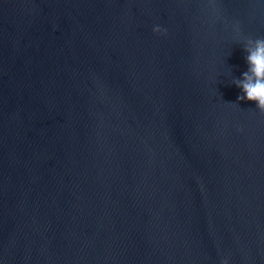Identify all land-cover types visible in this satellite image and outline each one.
I'll list each match as a JSON object with an SVG mask.
<instances>
[{
	"label": "water",
	"instance_id": "95a60500",
	"mask_svg": "<svg viewBox=\"0 0 264 264\" xmlns=\"http://www.w3.org/2000/svg\"><path fill=\"white\" fill-rule=\"evenodd\" d=\"M258 36L264 0H0V264H264Z\"/></svg>",
	"mask_w": 264,
	"mask_h": 264
},
{
	"label": "clouds",
	"instance_id": "9594fccd",
	"mask_svg": "<svg viewBox=\"0 0 264 264\" xmlns=\"http://www.w3.org/2000/svg\"><path fill=\"white\" fill-rule=\"evenodd\" d=\"M155 33H160L159 27L154 28ZM246 53L247 70L241 78H235L234 85L242 92L238 101L254 102L256 108L264 113V36L248 38L243 47Z\"/></svg>",
	"mask_w": 264,
	"mask_h": 264
}]
</instances>
